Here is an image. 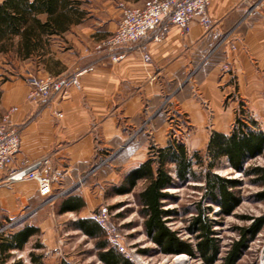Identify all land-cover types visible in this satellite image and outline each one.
Wrapping results in <instances>:
<instances>
[{"label": "crops", "instance_id": "obj_1", "mask_svg": "<svg viewBox=\"0 0 264 264\" xmlns=\"http://www.w3.org/2000/svg\"><path fill=\"white\" fill-rule=\"evenodd\" d=\"M125 1L142 6L145 0ZM115 2L86 0L80 6L84 16L50 36L43 55L18 62L23 73L51 77L94 65L91 74L81 77L80 89L35 104L27 98L24 78L0 84V116L18 108L12 116L21 129L15 166L50 156L64 173L53 195H61L59 203L70 194L81 196L82 210L88 212L78 218L84 219H93L88 202L100 184L116 180L120 167L126 174L148 159V133L157 136L163 131L158 111L164 98L170 99L173 110L187 114L195 138L204 137V143L188 149L190 154H205L212 133L229 135L237 117L247 124L252 119L264 131V0H211L210 31L196 21L188 33L171 26L161 42L147 41L150 62L134 49L113 64L97 46L117 28L121 17ZM171 141H158L157 147ZM90 173L96 179L79 185ZM5 175L0 171V180ZM41 198L33 181L0 187L2 222Z\"/></svg>", "mask_w": 264, "mask_h": 264}, {"label": "trees", "instance_id": "obj_2", "mask_svg": "<svg viewBox=\"0 0 264 264\" xmlns=\"http://www.w3.org/2000/svg\"><path fill=\"white\" fill-rule=\"evenodd\" d=\"M84 2L86 0H2L0 55L22 61L34 55H43L50 36L61 34L67 25L84 16L85 12L80 10ZM42 16L46 19L42 20ZM248 123L237 117L229 135L212 133L205 154H190L187 146L178 139L166 147H152L148 159L128 171L123 182L113 188V194H128L139 182H145V187L137 195V202L141 206L139 212L144 220L143 230L163 254L196 256L194 247L178 238L167 226L169 218L176 213L165 209V203L171 199L169 189L188 183L199 184L194 187L201 192V199L191 208L184 209V213L195 211L190 230L196 233V249L205 264H215L219 253L215 221L209 216L213 210L210 205L218 206L222 215L231 213L241 201L235 193L241 183L220 175L217 172L220 166L227 163L229 168L252 178L251 182L262 188L255 195L256 200L264 203V166L245 167L252 160L264 156V131L257 129L252 119ZM58 204L60 214L78 213L85 207L83 198L74 194L66 196ZM71 225L74 230L96 241L95 249L103 264H134L115 246L112 247L104 229L94 219L78 218ZM263 227L264 217L254 220L249 227L238 229L241 238L233 244L222 264H237L248 242ZM39 234V227L29 224H15L10 230L0 233V264H23L11 259L15 252L23 251L31 238ZM30 259L33 263L38 261L33 253Z\"/></svg>", "mask_w": 264, "mask_h": 264}, {"label": "rangeland", "instance_id": "obj_3", "mask_svg": "<svg viewBox=\"0 0 264 264\" xmlns=\"http://www.w3.org/2000/svg\"><path fill=\"white\" fill-rule=\"evenodd\" d=\"M124 1L116 0L114 5L118 10V4ZM124 4L128 5L126 1ZM128 6L136 7L137 5ZM19 61H21L19 58H0V84L16 77L25 79L28 71L23 73L18 69ZM32 73L39 77H50ZM182 86L186 87L187 83ZM172 108L170 99L164 98L158 111V115L163 119V131L161 135L159 133L157 136L154 133H148L150 139L148 156L152 147L159 146L160 142L158 143V141L167 142L178 139L189 150H192L194 145L204 143V137L195 138L194 127L190 124L187 114L183 110L176 112ZM145 125L147 126V123ZM148 132H154V130ZM250 165L264 166V156L252 160L245 167ZM126 171L120 167L117 170L118 178L116 180L103 182L98 186L94 200L88 202L92 216L97 215L102 209L109 212L110 224L122 237L127 255L134 264H205L196 249L198 243L196 233L190 230L191 219L195 216V211L192 210L189 214L184 213V209L191 208L195 202L201 199V192L194 187L199 184L188 183L168 190L171 199L165 203V209L176 211V213L169 218L167 226L177 234L178 238L190 243L196 252L195 257L182 254L185 255V258L178 261V257L182 255L163 254L160 247L144 233L142 222L144 220L139 212L141 206L137 202V195L145 187V182H139L137 187L128 194H113V188L121 183ZM217 172L228 179L241 183L235 190L236 196L241 201L231 213L221 215L218 206L207 204L213 209L209 216L215 221L214 232L219 246L215 264H222L233 244L241 238L238 229L249 227L254 220L264 217V203L256 200L255 195L262 188L251 182L252 178L229 168L227 163H223ZM91 173L85 174L83 184L90 183L91 179L96 177ZM60 199L61 195L53 194L42 197L37 203L31 204L11 219L6 217L3 222V217L0 214V228L3 227L4 230H10L15 224H32L40 229V234L31 238L23 251L15 252L12 261L19 260L23 264H103L95 249L96 241L81 231L74 230L71 225L78 217L85 215L88 210H82L78 215L75 213L60 215L58 212ZM37 245H40L39 248H36ZM142 251H146V253ZM31 253L38 258L37 263L31 261ZM237 264H264V227L255 238L248 242V246Z\"/></svg>", "mask_w": 264, "mask_h": 264}, {"label": "built area", "instance_id": "obj_4", "mask_svg": "<svg viewBox=\"0 0 264 264\" xmlns=\"http://www.w3.org/2000/svg\"><path fill=\"white\" fill-rule=\"evenodd\" d=\"M211 0H145L140 7H129L120 2V19L117 28L107 39L99 43L97 49L104 51L108 60L115 64L124 60L132 50H138L146 63L151 61L148 42L159 43L165 38L171 26H177L185 33L196 21L206 31L212 28L209 15ZM235 49V45L231 46ZM94 65L78 69L72 74L59 77H39L28 71L25 81L29 87L28 100L35 104L49 103L54 98L68 95L71 89H80L81 77L93 72ZM18 108L12 107L0 117V171L5 177L0 180V187H11L15 183L33 181L37 184L41 197L53 194L54 185L63 178V171L57 170L50 156L30 161L25 160L15 166V159L21 147V133L12 123V116ZM60 116V114H59ZM84 177L78 180L83 185ZM2 209L0 207V214ZM104 229L112 247L115 246L122 254L127 255L122 237L110 224V214L106 209L93 217ZM7 231L0 228V233Z\"/></svg>", "mask_w": 264, "mask_h": 264}, {"label": "bare ground", "instance_id": "obj_5", "mask_svg": "<svg viewBox=\"0 0 264 264\" xmlns=\"http://www.w3.org/2000/svg\"><path fill=\"white\" fill-rule=\"evenodd\" d=\"M184 258H185V255H182V256H179L177 260H178V261H179V260H183Z\"/></svg>", "mask_w": 264, "mask_h": 264}]
</instances>
